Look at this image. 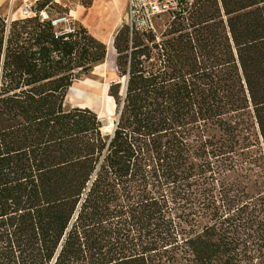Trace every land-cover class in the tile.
<instances>
[{
    "label": "trees",
    "instance_id": "16d2710c",
    "mask_svg": "<svg viewBox=\"0 0 264 264\" xmlns=\"http://www.w3.org/2000/svg\"><path fill=\"white\" fill-rule=\"evenodd\" d=\"M69 13L0 15V264H264V0L120 27L109 133L66 104L106 56Z\"/></svg>",
    "mask_w": 264,
    "mask_h": 264
},
{
    "label": "rangeland",
    "instance_id": "374dc122",
    "mask_svg": "<svg viewBox=\"0 0 264 264\" xmlns=\"http://www.w3.org/2000/svg\"><path fill=\"white\" fill-rule=\"evenodd\" d=\"M92 1L93 0H65L64 3H66V5H68L71 9L69 19H71L72 24L84 25L92 36L98 38L101 42L104 40L103 43L107 45L108 40L105 41V39L110 37L107 27H115L114 24L116 23H120V27L126 25L127 8L125 6L122 15L119 18L117 17L116 21L113 22L108 10L109 4L105 7L108 0H95L96 3H94L93 8L88 10L87 6H89ZM32 4L33 0H6L2 2L0 14L1 16L15 19L23 16ZM102 5L104 8L101 7ZM65 23H67V21H65ZM166 24V18L158 20L155 25V34H161L164 31ZM104 61L102 64L95 67L88 76L74 82L73 87L75 88V91L71 92V96H68L66 104L68 106L88 105V107L97 113L100 119H103V131L105 133H109L114 127L113 122L115 120V106L113 100L107 98L108 88L112 83H122L124 81L117 75L115 59L113 65L105 64ZM79 91L85 92L86 94Z\"/></svg>",
    "mask_w": 264,
    "mask_h": 264
},
{
    "label": "built area",
    "instance_id": "2783aa9c",
    "mask_svg": "<svg viewBox=\"0 0 264 264\" xmlns=\"http://www.w3.org/2000/svg\"><path fill=\"white\" fill-rule=\"evenodd\" d=\"M197 1L199 0H127L126 26L130 32L155 33L158 20L166 18L168 23L178 15H185ZM65 21L68 22L61 18L54 23Z\"/></svg>",
    "mask_w": 264,
    "mask_h": 264
},
{
    "label": "crops",
    "instance_id": "0c3cea01",
    "mask_svg": "<svg viewBox=\"0 0 264 264\" xmlns=\"http://www.w3.org/2000/svg\"><path fill=\"white\" fill-rule=\"evenodd\" d=\"M4 1H6V0H0V7H1V5H2V2H4ZM23 1H27V0H23ZM35 0H33V2H34ZM62 2H63V4L64 5H66V3H64L65 2V0H61ZM67 1V0H66ZM126 1L127 0H108V3H107V5L105 6V7H107L108 6V4H109V14L111 15V17H112V19H113V22H115L116 21V19H117V17L119 18L121 15H122V13L124 12V9H125V6H126ZM94 3H96L95 2V0H93L92 1V3L90 4V6L87 8L88 10L89 9H92L93 8V5H94ZM101 7H103V5L101 6ZM104 8V7H103ZM70 11H71V9H70ZM1 15V14H0ZM112 22V23H113ZM82 25V24H81ZM117 25V26H116ZM83 27H85L84 25H82ZM114 26L115 27H112V26H108L107 27V30L109 31V33H110V35L112 34V37L116 34V32L118 31V29H119V27H120V23H116V24H114ZM86 28V27H85ZM100 28H101V26H100ZM87 29V28H86ZM102 30V29H101ZM106 30V31H107ZM115 30V31H114ZM109 35V36H110ZM108 36V37H109ZM112 37H111V41H112ZM98 39V38H97ZM109 39V38H108ZM99 40V39H98ZM102 42H104V40L102 41Z\"/></svg>",
    "mask_w": 264,
    "mask_h": 264
},
{
    "label": "bare ground",
    "instance_id": "6f19581e",
    "mask_svg": "<svg viewBox=\"0 0 264 264\" xmlns=\"http://www.w3.org/2000/svg\"><path fill=\"white\" fill-rule=\"evenodd\" d=\"M111 37H112V34L110 35V37H109V39H105V41H107V45H106V56H105V61H104V63L105 64H111V65H113V63H114V59H115V51H114V48H113V46H112V41H111ZM75 91V88L74 87H72L71 89H70V91H69V93H68V95H67V98H68V96H71V92H74ZM79 92H81V93H83V94H86L85 92H82V91H79ZM90 93V92H89ZM88 93V94H89ZM98 96V95H97ZM107 98L108 99H111L110 97H108L107 96ZM80 107H87V108H89V109H91L90 107H88V105L87 106H85V105H79ZM91 110H93V109H91ZM109 119V118H108ZM106 123V122H105ZM110 125H111V122H110ZM107 126V125H106Z\"/></svg>",
    "mask_w": 264,
    "mask_h": 264
},
{
    "label": "water",
    "instance_id": "95a60500",
    "mask_svg": "<svg viewBox=\"0 0 264 264\" xmlns=\"http://www.w3.org/2000/svg\"><path fill=\"white\" fill-rule=\"evenodd\" d=\"M101 121H102V123H103V119H100ZM114 128V127H113ZM113 128H112V130H113Z\"/></svg>",
    "mask_w": 264,
    "mask_h": 264
}]
</instances>
